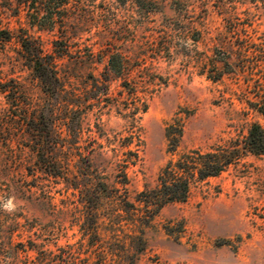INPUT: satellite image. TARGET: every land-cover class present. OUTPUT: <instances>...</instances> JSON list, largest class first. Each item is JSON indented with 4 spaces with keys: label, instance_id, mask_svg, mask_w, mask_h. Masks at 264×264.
Listing matches in <instances>:
<instances>
[{
    "label": "rangeland",
    "instance_id": "obj_1",
    "mask_svg": "<svg viewBox=\"0 0 264 264\" xmlns=\"http://www.w3.org/2000/svg\"><path fill=\"white\" fill-rule=\"evenodd\" d=\"M76 1L82 9L71 14L83 24L68 26L66 36L31 25L19 0H0V228L20 221L13 234H0V264H14L17 243L71 249L81 264H98V247L113 264H264V154L246 153L197 181L186 201L163 207L146 228L142 252L132 224L113 227L105 219L101 237L87 232L92 216L70 184L74 174L85 178L90 161L104 167L138 147L130 193L154 185L177 154L169 151V123H183L178 152L243 139L253 122L264 127V0ZM27 34L47 52L69 43L71 54L60 58L65 87L55 97L22 56L19 39ZM118 50L129 55L126 71L106 85L105 53ZM134 95L148 109L136 116L141 144L125 146L124 113ZM49 118L65 143L56 155L70 156L69 180L50 174L40 157ZM106 174L114 183L110 167Z\"/></svg>",
    "mask_w": 264,
    "mask_h": 264
},
{
    "label": "trees",
    "instance_id": "obj_2",
    "mask_svg": "<svg viewBox=\"0 0 264 264\" xmlns=\"http://www.w3.org/2000/svg\"><path fill=\"white\" fill-rule=\"evenodd\" d=\"M32 16L30 24L39 29L54 30L61 29L67 35V28H80L83 21L77 14L74 18L71 14L73 9L81 11L82 5L76 0H19ZM73 8V9H72ZM81 13V12H80ZM75 19V20H73ZM11 33L4 35L3 40H10ZM21 43L22 56L33 68L35 73L41 79L46 93L55 97L59 95L66 82L65 75L61 72L60 58L65 54H71L69 43L64 47L54 44L52 52H47L40 39L27 34L19 39ZM108 56V63L104 72L105 84H108L111 75H121L126 71L129 55L122 50L115 53H105ZM94 51L89 48V59L94 58ZM108 89V87L106 88ZM132 89V94H133ZM135 93V92H134ZM135 98V95H134ZM131 105H127L124 115L128 118V134L125 136L123 144L129 146L136 144L139 146L142 142L140 133L135 130L136 116L139 111L145 112L148 109V102L139 101L137 98L131 100ZM258 110L264 114V103L258 105ZM51 118L46 125V141L40 149V157L46 164V170L54 176H63L68 178L71 172L70 156L64 160L56 155L59 146L65 143L58 141L54 136V127ZM183 123H169L166 128V134L169 141V151L177 153L172 156L159 170L157 181L154 185L146 184L144 188L137 191L132 197L129 189L131 176L129 166L136 164L140 158L139 148H128L124 151L125 156L111 159L104 167L96 165L90 161L87 163L90 172H83L85 178L78 179L76 174L75 182L70 183L77 188L81 195V200L87 205L92 223L85 230L91 234L101 237V225L108 219L110 226L132 224L131 236L136 238L137 252H142L146 248L147 239L145 235L146 228L152 225L154 219L161 209L168 204L186 201L191 193L192 187L199 180H204L210 176H216L225 171L230 165L238 162L246 153L264 154V127L259 122H253L245 138H231L225 142L215 143L210 147L192 148L183 151H177L183 135ZM63 149V148H61ZM115 175L114 183H110L106 170L109 167ZM83 180V181H82ZM116 182L122 184L117 186ZM20 221L17 217L11 223V226L1 224L0 234L11 233L18 230ZM115 230V229H114ZM115 234V233H112ZM111 237L117 238L116 235ZM104 239H100L102 243ZM14 264H81L79 255L71 249L60 248V252L30 243H23L22 247L18 243L13 246ZM30 250L36 251L33 255ZM21 252L23 257H20ZM98 264H113L110 251L98 247ZM113 254V251H111ZM84 259V258H83ZM88 260V257L85 258ZM84 264H89L84 263Z\"/></svg>",
    "mask_w": 264,
    "mask_h": 264
}]
</instances>
